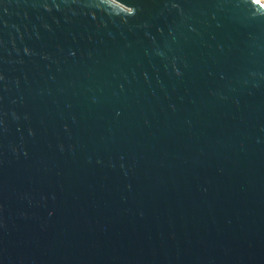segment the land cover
Segmentation results:
<instances>
[{
  "label": "water",
  "instance_id": "water-1",
  "mask_svg": "<svg viewBox=\"0 0 264 264\" xmlns=\"http://www.w3.org/2000/svg\"><path fill=\"white\" fill-rule=\"evenodd\" d=\"M0 264H264V3L0 0Z\"/></svg>",
  "mask_w": 264,
  "mask_h": 264
},
{
  "label": "built area",
  "instance_id": "built-area-1",
  "mask_svg": "<svg viewBox=\"0 0 264 264\" xmlns=\"http://www.w3.org/2000/svg\"><path fill=\"white\" fill-rule=\"evenodd\" d=\"M260 1L264 3V0H260Z\"/></svg>",
  "mask_w": 264,
  "mask_h": 264
}]
</instances>
